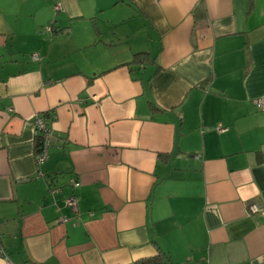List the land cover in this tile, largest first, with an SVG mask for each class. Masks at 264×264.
Segmentation results:
<instances>
[{"label": "crops", "instance_id": "0c3cea01", "mask_svg": "<svg viewBox=\"0 0 264 264\" xmlns=\"http://www.w3.org/2000/svg\"><path fill=\"white\" fill-rule=\"evenodd\" d=\"M137 52L150 58L126 65ZM260 98L264 0H0L3 251L13 264H264V212L250 210L264 209Z\"/></svg>", "mask_w": 264, "mask_h": 264}, {"label": "built area", "instance_id": "2783aa9c", "mask_svg": "<svg viewBox=\"0 0 264 264\" xmlns=\"http://www.w3.org/2000/svg\"><path fill=\"white\" fill-rule=\"evenodd\" d=\"M60 9H61V5L59 3H56L54 5V10L59 11ZM44 30L47 32H51L52 26L47 25ZM31 58L34 60H37V59H39V55L37 53H33V54H31ZM254 104L258 108L264 109V98L256 99L254 101ZM32 123H33L35 135L40 136V138H41L40 151L34 157L36 165L39 166L44 161H46L48 159L49 147L51 144V139L53 137V130L48 125L47 120L44 117L43 113L36 114L33 118ZM217 130L218 131H224L225 129L222 127H217ZM68 183L72 186H75V187H77L80 184L79 181L73 176H71L68 179ZM65 204H66V206L71 208L74 212L77 211V201H76L75 197L71 196V197L66 198ZM250 210L253 212H264V209L260 208L257 205H251ZM0 256L2 257V259L4 261V264H13L10 261L9 257L6 255V253L3 251L1 243H0Z\"/></svg>", "mask_w": 264, "mask_h": 264}, {"label": "trees", "instance_id": "16d2710c", "mask_svg": "<svg viewBox=\"0 0 264 264\" xmlns=\"http://www.w3.org/2000/svg\"><path fill=\"white\" fill-rule=\"evenodd\" d=\"M49 25L52 26V31L51 33H60L63 30L62 29H55L53 27V22H51ZM150 58L148 52H137L133 55V58L130 62H127L126 65H130V64H141L144 62V60ZM44 117L46 118V120H48L49 117V113H43ZM48 123V121H47ZM35 146H36V150L39 152L40 151V147H41V138L40 136H36L35 137ZM136 264H162L161 262V258L159 256H155L152 257L150 259H146V260H141L139 262H137Z\"/></svg>", "mask_w": 264, "mask_h": 264}, {"label": "rangeland", "instance_id": "374dc122", "mask_svg": "<svg viewBox=\"0 0 264 264\" xmlns=\"http://www.w3.org/2000/svg\"><path fill=\"white\" fill-rule=\"evenodd\" d=\"M50 36V35H49ZM63 41V40H62ZM64 42V41H63ZM78 54H79V50L76 52V55L74 56V57H76V56H78Z\"/></svg>", "mask_w": 264, "mask_h": 264}]
</instances>
